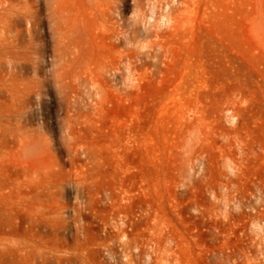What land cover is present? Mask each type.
Returning <instances> with one entry per match:
<instances>
[{
  "label": "rangeland",
  "instance_id": "rangeland-1",
  "mask_svg": "<svg viewBox=\"0 0 264 264\" xmlns=\"http://www.w3.org/2000/svg\"><path fill=\"white\" fill-rule=\"evenodd\" d=\"M13 1L0 264H264V0Z\"/></svg>",
  "mask_w": 264,
  "mask_h": 264
},
{
  "label": "bare ground",
  "instance_id": "bare-ground-1",
  "mask_svg": "<svg viewBox=\"0 0 264 264\" xmlns=\"http://www.w3.org/2000/svg\"><path fill=\"white\" fill-rule=\"evenodd\" d=\"M58 2H60V0H58ZM18 4L19 3L13 0H0V38L3 34H7L9 35L8 37H11L15 33V20L20 16L18 9L22 8L19 7ZM68 25L75 28L77 31L84 26V23L78 20L77 16H74L68 19Z\"/></svg>",
  "mask_w": 264,
  "mask_h": 264
}]
</instances>
